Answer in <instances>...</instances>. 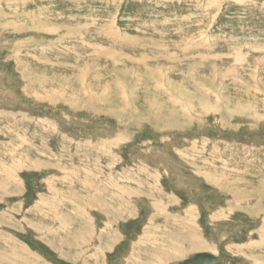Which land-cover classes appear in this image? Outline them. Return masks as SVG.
Instances as JSON below:
<instances>
[{
  "label": "rangeland",
  "instance_id": "1",
  "mask_svg": "<svg viewBox=\"0 0 264 264\" xmlns=\"http://www.w3.org/2000/svg\"><path fill=\"white\" fill-rule=\"evenodd\" d=\"M0 14V264H95L63 226L94 197L101 243L112 218L126 232L113 263L264 264V0H0ZM113 31L127 46L101 52Z\"/></svg>",
  "mask_w": 264,
  "mask_h": 264
},
{
  "label": "crops",
  "instance_id": "2",
  "mask_svg": "<svg viewBox=\"0 0 264 264\" xmlns=\"http://www.w3.org/2000/svg\"><path fill=\"white\" fill-rule=\"evenodd\" d=\"M80 196V195H79ZM79 203L77 204L78 209L74 208H66L68 210H72L75 212H79L81 215V218L83 219V224L81 225L80 229L77 227V225H73L74 227L70 226L68 223H72L73 218H70L67 222L63 224L64 228H67L70 231V235H65V242H68L69 246L76 247L78 249L90 251L87 252V255L93 254V259L95 260V264H125L127 262V258H130V251H127L126 255L122 257V262H116L113 263V261H110V259L113 257L116 247L120 246V243H123L124 241V235H126V232H122L120 229V220L119 221H112L108 223H113L114 226H109L107 240H105V244L101 243V235L97 229V225H95V221L93 220V216L96 214H101L102 216L109 214V212L106 211V209H102L101 206H99V203L96 201H99L98 198H86L85 202L83 200H78ZM99 207L96 208V210H92V207ZM169 214V213H167ZM139 216V214L137 215ZM170 216V214H169ZM137 219V218H136ZM105 221V220H104ZM106 222V221H105ZM128 221L124 222L127 223ZM107 224V223H106ZM71 227V228H70ZM116 227V228H115ZM77 228V229H76ZM118 233L119 236H116V233ZM68 237V238H67ZM73 239V241H72ZM103 239V238H102ZM135 244V243H133ZM62 249V248H61ZM59 249L58 254L61 256L63 255V251ZM66 254V252L64 253ZM78 252H74L68 256L72 260V258L76 257ZM86 258V256H83ZM77 258V257H76ZM69 260V262H71ZM45 261V260H44ZM76 261H82V260H76Z\"/></svg>",
  "mask_w": 264,
  "mask_h": 264
},
{
  "label": "bare ground",
  "instance_id": "3",
  "mask_svg": "<svg viewBox=\"0 0 264 264\" xmlns=\"http://www.w3.org/2000/svg\"><path fill=\"white\" fill-rule=\"evenodd\" d=\"M22 4V3H21ZM12 10V9H11ZM4 13H5V10H4ZM13 13V12H12ZM27 14V13H26ZM14 15V14H13ZM18 15V14H17ZM16 15V16H17ZM25 14H23L22 13V16H24ZM30 15V14H29ZM0 16H2L1 14H0ZM19 16V15H18ZM22 16H19V17H22ZM25 17H27V15L25 16ZM25 17H23V18H25ZM30 17H28V19H29ZM15 19V18H14ZM21 19V18H20ZM30 22V21H29ZM8 24H11V23H8ZM7 24V25H8ZM13 25H15L14 23H12ZM1 26V25H0ZM26 27H24V26H20L22 29H28L27 27H29L27 24L25 25ZM38 28L39 27V25H36L33 21H31L30 22V28L29 29H35V28ZM41 28V27H40ZM109 29V28H108ZM113 30V29H112ZM28 31V30H27ZM75 31V30H74ZM77 32V31H76ZM93 32V31H92ZM112 32V31H111ZM110 31H109V33H111ZM109 33H107V34H101V36L99 37L100 39H102V40H100L101 42H107V44L109 45L108 47L106 46L105 48H100V51L101 52H105V51H107V50H110V49H115V48H125L127 45H124L123 47L121 46V45H119V42L121 43V42H123L121 39V37H119V33L118 32H115V31H113V33L110 35ZM95 34V33H94ZM108 34H109V36H112L111 38H110V40L109 39H107V38H104V37H108ZM89 34H87V36H88ZM86 36V35H85ZM90 36H91V34H90ZM116 38V39H115ZM90 41H92L91 39H90ZM89 41V42H90ZM93 47L90 45V44H88V47L91 49V48H95V46H97V45H95L94 43H93ZM96 50H98V49H96ZM111 51V50H110ZM94 52V51H93ZM105 53H109V52H105ZM112 53V52H111ZM115 53V52H114ZM110 55V54H109ZM114 55V54H113ZM115 56V55H114ZM86 62V61H85ZM156 82H157V80H156ZM189 98V97H188ZM198 253V252H197ZM193 256V255H192ZM216 256V255H215ZM219 256V255H218ZM167 257V256H166ZM221 259H222V257H221ZM221 259L216 263V264H218L220 261H221Z\"/></svg>",
  "mask_w": 264,
  "mask_h": 264
},
{
  "label": "water",
  "instance_id": "4",
  "mask_svg": "<svg viewBox=\"0 0 264 264\" xmlns=\"http://www.w3.org/2000/svg\"><path fill=\"white\" fill-rule=\"evenodd\" d=\"M220 259L221 255L215 256L209 252H198L190 258L181 261L179 264H216Z\"/></svg>",
  "mask_w": 264,
  "mask_h": 264
}]
</instances>
